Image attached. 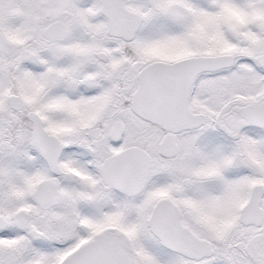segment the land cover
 I'll return each mask as SVG.
<instances>
[{"label": "snow or ice", "instance_id": "obj_1", "mask_svg": "<svg viewBox=\"0 0 264 264\" xmlns=\"http://www.w3.org/2000/svg\"><path fill=\"white\" fill-rule=\"evenodd\" d=\"M0 264H264V0H0Z\"/></svg>", "mask_w": 264, "mask_h": 264}]
</instances>
